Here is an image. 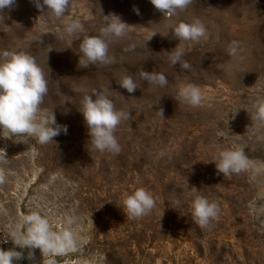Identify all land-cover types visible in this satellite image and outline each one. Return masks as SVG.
Instances as JSON below:
<instances>
[{
    "label": "rangeland",
    "instance_id": "1",
    "mask_svg": "<svg viewBox=\"0 0 264 264\" xmlns=\"http://www.w3.org/2000/svg\"><path fill=\"white\" fill-rule=\"evenodd\" d=\"M112 14L130 26L109 44L114 62L84 67L80 38L99 35L103 17ZM194 19L206 35L176 38L173 29ZM73 20L84 31L69 36L64 29ZM233 41L236 56L228 51ZM178 46L188 69L168 60ZM2 50L36 59L49 89L41 107L68 128L44 145L0 131V227L8 235H22L21 217L39 212L53 230L74 233L76 249L56 257L57 264H264V121L254 119L264 100V0H192L167 17L149 0H70L61 18L16 0L0 13ZM141 69L163 73L167 85L144 81ZM126 75L136 80L133 93L119 85ZM188 84L201 89L198 107L180 98ZM93 90L130 112L115 133L119 154L100 152L89 141L79 107L85 95L95 99ZM218 142L244 150L247 170L218 173ZM137 188L151 192L156 207L131 218L122 198ZM196 194L220 208L205 228L191 215ZM69 218L75 223L68 225ZM13 248L24 253L16 264H43L39 249L29 260V249L11 240Z\"/></svg>",
    "mask_w": 264,
    "mask_h": 264
},
{
    "label": "clouds",
    "instance_id": "2",
    "mask_svg": "<svg viewBox=\"0 0 264 264\" xmlns=\"http://www.w3.org/2000/svg\"><path fill=\"white\" fill-rule=\"evenodd\" d=\"M38 10L51 11L57 18L66 15L70 0H31ZM155 9L165 17L176 15L178 10L188 7L192 0H149ZM16 0H0V13L10 8ZM139 14V9H134ZM104 25L100 34L85 35L80 38L79 51L83 59L79 63L87 67L89 64L100 63L108 65L114 62L109 55V44L113 39H123L130 27L116 14L104 16ZM64 31L69 36H76L84 31L79 21L68 23ZM174 35L180 41H198L206 35V28L199 19L191 23L180 22L174 29ZM42 46L44 41L38 38ZM132 50V49H129ZM239 43L233 41L229 47V55L236 56ZM50 53V52H49ZM49 55V54H48ZM169 62L174 66L181 64L184 69L190 68L183 60V51L176 47L167 53ZM139 76L153 86L164 87L168 80L163 73L140 70ZM119 85L128 93L138 88L136 80L131 75L124 76ZM48 80L36 59L26 52L10 50L0 51V131L9 136L35 138L41 145L54 142L61 133L67 135L66 125H59L54 110L42 108L48 94ZM92 96L85 95L81 101L79 112L88 128L89 141L94 149L100 152L119 154L121 146L115 135L118 125L124 120H130V112L117 110L113 101L105 91L93 90ZM180 98L192 107L202 103V93L199 86L188 84L180 90ZM158 104V103H157ZM163 117V110L158 111ZM255 120L264 121V100L256 105ZM250 130V129H249ZM218 155L215 166L223 176L239 174L249 167V158L244 150L222 147L217 144ZM198 193L195 187L191 188ZM123 212L131 218H139L149 214L156 207V200L151 192L144 188L125 193L122 198ZM220 208L203 195L196 194L191 201V215L194 222L201 228L208 227L219 215ZM75 223L74 218L67 220L68 225ZM17 228H23V234L13 231L7 235L20 249H29L28 259H33V249H39L43 256V264H57L56 257L76 249V239L71 228L55 231L49 219L39 212H31L21 217ZM6 242V241H5ZM24 259L23 251L15 248L4 250L0 248V264H16Z\"/></svg>",
    "mask_w": 264,
    "mask_h": 264
},
{
    "label": "built area",
    "instance_id": "3",
    "mask_svg": "<svg viewBox=\"0 0 264 264\" xmlns=\"http://www.w3.org/2000/svg\"><path fill=\"white\" fill-rule=\"evenodd\" d=\"M7 235L8 233L0 227V248H3L4 250H9L11 247V239Z\"/></svg>",
    "mask_w": 264,
    "mask_h": 264
}]
</instances>
